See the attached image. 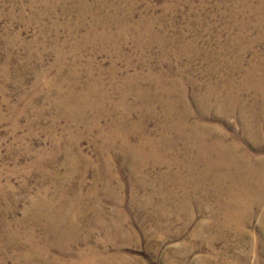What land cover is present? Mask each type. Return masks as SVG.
<instances>
[{"label": "rangeland", "instance_id": "rangeland-1", "mask_svg": "<svg viewBox=\"0 0 264 264\" xmlns=\"http://www.w3.org/2000/svg\"><path fill=\"white\" fill-rule=\"evenodd\" d=\"M242 11L238 0H0V243L9 231L34 228L35 202L79 197L81 237L95 228L82 248L99 245L142 264H264L259 217L243 237L212 241L219 229H203L212 220L199 200L218 213L215 199L203 190L189 199L194 191L179 183L186 172L178 164L141 161L122 146L161 135L164 106L148 111L137 98L148 91L157 101L161 76L180 82L193 109L210 86L219 85L214 94L226 100L233 92L227 77L242 80L235 59L244 54L248 65L264 57L263 37L242 27L255 17ZM236 90L250 104L257 99L253 90ZM208 118L226 142L236 138L242 150L264 156V119L256 146L241 138L239 115ZM113 218L124 230L115 241L108 240L113 230L97 225Z\"/></svg>", "mask_w": 264, "mask_h": 264}, {"label": "bare ground", "instance_id": "bare-ground-1", "mask_svg": "<svg viewBox=\"0 0 264 264\" xmlns=\"http://www.w3.org/2000/svg\"><path fill=\"white\" fill-rule=\"evenodd\" d=\"M238 3L243 14L249 11L255 17V22L247 20L242 25L243 29H250L252 26L251 29H257L264 39V0H238ZM255 44L253 42L251 47ZM234 62L233 73L242 76V80L227 77L225 82L233 92L227 94L226 100H221L220 95L214 94L219 85L210 86L205 95L195 98L197 109L189 105L187 91L178 88L179 81L164 83L167 77L157 78V83H154L157 101H152L154 95L148 91L139 92L137 98L148 111L156 109L157 104L164 106L161 135L145 136L138 147L130 146L129 138L123 140L122 144L124 147L129 146L128 149L141 161L178 164L186 172L179 178L182 187L192 188L194 192L191 191V195L203 190L211 200L215 199L220 211L218 213L214 207L206 204L205 199L199 200L200 207L210 209L212 220L211 224L203 225V229H219L218 232H213L212 241L228 240L233 232L243 237L246 224L258 217L264 237V156H253L242 150L235 137L232 142H226L228 135L205 120L210 112H220L227 118L239 115L244 130L241 138L255 142L256 146L261 141L260 126L264 119V57H257L254 62L246 65L243 54ZM238 87L256 92L257 99L253 104L239 97L236 93ZM130 94L133 95V91L124 92L121 96L120 103L123 107H126L123 105L124 100ZM80 99L87 100V93L81 95ZM127 108V113L128 110L132 111V107ZM192 110L199 113V119L192 120ZM172 131L176 133L174 137L171 135ZM146 146L150 147L148 151H144L143 147ZM195 197L197 196L189 199ZM79 203V197L60 205L49 204L46 207L41 202L32 203V210L36 211L33 227L40 228L43 234L39 236L34 228L24 235L16 233L15 230L9 231L1 238L0 264H142L138 258L125 256L120 252L106 253L98 248L99 245L87 244L82 248L81 243L90 240L95 228L94 225L87 226L86 237H81L80 223H85V214L78 210ZM113 221L114 225L104 222L97 224L106 233L114 231V236L108 238L111 241L117 240L120 232H124L117 220L113 218ZM216 256H220V253H216Z\"/></svg>", "mask_w": 264, "mask_h": 264}]
</instances>
